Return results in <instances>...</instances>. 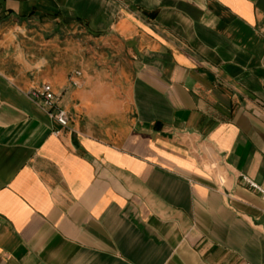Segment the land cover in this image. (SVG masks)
<instances>
[{
  "label": "crops",
  "instance_id": "1",
  "mask_svg": "<svg viewBox=\"0 0 264 264\" xmlns=\"http://www.w3.org/2000/svg\"><path fill=\"white\" fill-rule=\"evenodd\" d=\"M242 175L264 0H0V264H264Z\"/></svg>",
  "mask_w": 264,
  "mask_h": 264
},
{
  "label": "built area",
  "instance_id": "2",
  "mask_svg": "<svg viewBox=\"0 0 264 264\" xmlns=\"http://www.w3.org/2000/svg\"><path fill=\"white\" fill-rule=\"evenodd\" d=\"M29 95L32 97L41 98L44 107L48 111V114L53 117L60 125H67L68 115L64 109L59 107V96L53 92L51 86L48 83L42 84L38 89L31 90ZM241 178L248 187L255 190L262 197H264V183L259 184L246 175H242Z\"/></svg>",
  "mask_w": 264,
  "mask_h": 264
}]
</instances>
